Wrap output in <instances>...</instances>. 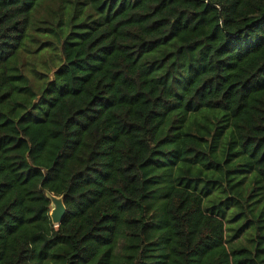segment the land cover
<instances>
[{
    "label": "trees",
    "instance_id": "1",
    "mask_svg": "<svg viewBox=\"0 0 264 264\" xmlns=\"http://www.w3.org/2000/svg\"><path fill=\"white\" fill-rule=\"evenodd\" d=\"M0 264H264V0H0Z\"/></svg>",
    "mask_w": 264,
    "mask_h": 264
},
{
    "label": "rangeland",
    "instance_id": "2",
    "mask_svg": "<svg viewBox=\"0 0 264 264\" xmlns=\"http://www.w3.org/2000/svg\"><path fill=\"white\" fill-rule=\"evenodd\" d=\"M69 32V27L66 25L64 27V32L63 35L65 36ZM31 33L28 29L26 39H25V46L27 48H22L21 50L24 53V58L26 61H22L26 63V77L32 81V83L35 82V85H40L42 86L44 82L48 79V73L51 72L52 64L53 61H58V55H60V45L61 42L60 40H54V37L51 35H39L33 34V39L37 36L42 37L43 39H49L52 40L53 46L50 45H43L40 46L39 43H36L35 41L29 40L28 34ZM59 51V52H58ZM59 53V54H58ZM34 69V70H33ZM40 74H43L41 76ZM50 78H52V74L49 75ZM208 119L210 117L212 118H217L220 119L224 115L220 111L216 112H209L208 113ZM189 117L188 121L190 122L191 126L192 125V119ZM204 113H199L198 115V125L203 128L206 124L212 125L213 120H208ZM229 137V130H226L222 139H221V144L220 147L224 148L225 142ZM219 152V149L218 151ZM201 187H204V182L201 183ZM218 187H214L213 190L211 191V194L208 197L204 198V204L205 205H212L213 202L217 200V198L220 200L222 199L221 194L219 192ZM50 197V196H48ZM239 213V209L235 206H231L227 208L224 212L223 215V220H224V236L226 240V245L230 249H233L234 247L237 246H251L252 242V236L254 233V224L253 220L251 217H248V226L247 228L237 237L234 238L235 230L239 225L242 224L244 218L242 215L239 213V215L236 217V214ZM247 216V215H246Z\"/></svg>",
    "mask_w": 264,
    "mask_h": 264
},
{
    "label": "water",
    "instance_id": "3",
    "mask_svg": "<svg viewBox=\"0 0 264 264\" xmlns=\"http://www.w3.org/2000/svg\"><path fill=\"white\" fill-rule=\"evenodd\" d=\"M46 197L50 201L49 217L51 223L54 227H58L65 216V207L63 205V198L55 197L51 194H47Z\"/></svg>",
    "mask_w": 264,
    "mask_h": 264
}]
</instances>
